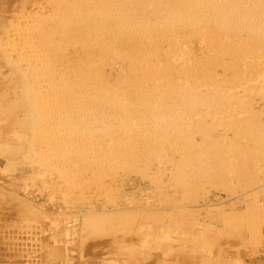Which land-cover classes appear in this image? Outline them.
<instances>
[{"label": "rangeland", "instance_id": "obj_1", "mask_svg": "<svg viewBox=\"0 0 264 264\" xmlns=\"http://www.w3.org/2000/svg\"><path fill=\"white\" fill-rule=\"evenodd\" d=\"M262 1L0 0V264H264Z\"/></svg>", "mask_w": 264, "mask_h": 264}, {"label": "bare ground", "instance_id": "obj_2", "mask_svg": "<svg viewBox=\"0 0 264 264\" xmlns=\"http://www.w3.org/2000/svg\"><path fill=\"white\" fill-rule=\"evenodd\" d=\"M137 1H138V0H137ZM209 1H211V0H209ZM230 1H231V0H230ZM255 1H256V0H255ZM96 2H97V1H96ZM176 2H179V1H176ZM262 2H263V1H262ZM257 3H258V2H257ZM263 3H264V2H263ZM184 4H185V3H184ZM194 4H195V3H194ZM126 5H127V4H126ZM187 5H188V4H187ZM196 5H197V4H196ZM43 6H44V5H43ZM188 6L190 7V5H188ZM212 6H213V5H212ZM204 7H207V6H206V5H203V8H204ZM194 8H195V6H194L193 8L190 7L191 10L194 9ZM208 8H210V6H208ZM213 8H214V7H213ZM242 8H243V7H242ZM245 8H246V7H245ZM73 9H74V8H73ZM97 9H98V8H97ZM121 9H122V8H121ZM180 9L182 10V8H180ZM98 10H99V9H98ZM112 10H113V9H112ZM184 10H185V9H184ZM245 10H246V9H245ZM166 11H168V10H166ZM176 11H177V10H176ZM202 11H203V10H202ZM74 12H75V10H74ZM74 12H72V13H74ZM164 12H165V11H164ZM179 12H181V11H179ZM204 12H205V9H204ZM206 12H207V11H206ZM240 12H241V11H240ZM43 13H44V12H43ZM128 13H129V12H128ZM157 13H158V12H157ZM159 13H160V12H159ZM159 13H158V14H159ZM161 13H163V12L161 11ZM161 13H160V14H161ZM165 13H166V12H165ZM171 13H172V12H171ZM174 13H175V12H174ZM224 13H225V12H224ZM227 13H229V12H227ZM256 13H257V12H256ZM260 13H261V12H260ZM172 14H173V13H172ZM181 14H182V13H181ZM203 14H204V13H203ZM213 14H214V13H213ZM217 14H219V13H217ZM39 15H40V14H39ZM170 15H171V14H170ZM204 15H206V14H204ZM207 15H208V13H207ZM223 15H225V14H223ZM223 15H222L221 17H223ZM226 15H227V14H226ZM228 15H230V14H228ZM231 15H233L232 17L236 16V15H234V14H232V13H231ZM23 16H24V15H23ZM41 16H42V15H41ZM171 16L174 18L173 15H171ZM175 16H177V14H176ZM182 16H183V15H182ZM182 16H181V18H183ZM186 16H187V15H186ZM201 16H202V15H201ZM81 17H82V16H81ZM105 17H106V16H105ZM156 17H157V16H156ZM178 17L180 18V16H178ZM216 17H217V16H216ZM221 17H220V18H221ZM229 17H231V16H229ZM229 17H228V18H229ZM260 17H261V16H260ZM69 18H70V17H69ZM78 18H79V17H78ZM78 18H77V19H78ZM120 18H121V17H120ZM142 18H143V17H142ZM142 18H141V19H142ZM163 18L165 19V17H163ZM166 18H167V17H166ZM175 18H177V17H175ZM239 18H240V17H239ZM239 18H238V19H239ZM70 19H71V18H70ZM183 19H184V18H183ZM195 19H199V18H195ZM195 19H194V21H195ZM206 19H208V18H206ZM218 19H219V18H218ZM229 19H230V18H229ZM238 19H237V20H238ZM242 19H243V18H242ZM251 19H252V18H251ZM64 20H65V19H64ZM67 20H68V19H67ZM74 20H76V19H74ZM121 20H122V19H121ZM130 20H131V19H130ZM149 20H150V19H149ZM166 20H169V18L166 19ZM173 20H174V19H173ZM180 20H181V19H180ZM180 20H179V21H180ZM184 20H185V19H184ZM186 20H187V19H186ZM199 20H200V19H199ZM199 20H198V22H199ZM233 20H235V19H233ZM69 21H70V20H69ZM76 21H77V20H76ZM157 21H158V20H157ZM176 21H177V20H176ZM179 21H178V23H179ZM215 21H216V20H215ZM221 21H222V19H221ZM61 22H62V21H61ZM78 22H79V21H78ZM155 22H156V21H155ZM164 22H165V20H164ZM168 22H171V19H170V21H168ZM189 22H190V21H189ZM261 22H262V20H261ZM28 23H29V22H28ZM34 23H35V22H34ZM62 23H63V22H62ZM152 23H153V22H152ZM182 23H183V22H182ZM187 23H188V21H187ZM217 23H219V21H218ZM220 23H221V22H220ZM239 23H240V22H239ZM64 24H66V23H64ZM64 24H63V25H64ZM106 24H107V23H106ZM139 24H140V23H139ZM144 24H145V23H144ZM160 24H161V23H160ZM165 24H167V23H165ZM171 24H173V23H171ZM179 24H180V23H179ZM184 24H185V23H184ZM232 24H234V21H233ZM240 24H241L240 26H241V28H242V27H243V26H242V23H240ZM247 24H250V23H247ZM140 25H141V24H140ZM142 25H143V23H142ZM168 25H169V24H168ZM173 25H174V24H173ZM193 25H194V24H193ZM218 25H219V24H218ZM229 25H231V23H230ZM237 25H238V22H237ZM130 26H131V25H130ZM130 26H129V27H130ZM134 26H135V25H134ZM152 26H153V25H152ZM174 26H175V25H174ZM188 26H190V25H188ZM233 26H234V25H233ZM247 26L249 27V25H247ZM252 26H253V25H252ZM155 27L158 28L159 26H155ZM155 27H154V28H155ZM225 27H227V26H225ZM228 27H230V26H228ZM245 27H246V25H245ZM250 27H251V26H250ZM130 28H131V27H130ZM142 28H143V27H142ZM148 28H149V27H148ZM159 28H160V27H159ZM174 28H175V27H174ZM230 28H231V27H230ZM237 28H238V27H237ZM241 28H240V29H241ZM227 29H228V28H227ZM240 29H239V30H240ZM243 29H244V27H243ZM247 29H248V28H247ZM254 29H255V28H253V30H254ZM260 29H261V28H260ZM167 30H168V29H167ZM172 30H173V29H172ZM222 30H223V28H222ZM225 30H226V29H225ZM231 30H233V29H231ZM241 30H242V29H241ZM241 30H240V31H241ZM263 30H264V29H263ZM119 31H120V30H119ZM144 31H145V30H144ZM153 31H154V30H153ZM194 31H195V30H194ZM227 31H228V30H227ZM247 31H249V30H247ZM7 32H8V31H7ZM123 32H124V31H123ZM132 32H133V31H132ZM135 32H136V31H135ZM145 32H146V31H145ZM157 32H158V31H157ZM172 32H173V31H172ZM187 32H188V31H187ZM217 32H218V31H217ZM229 32H230V31H229ZM235 32H236V30H235ZM249 32H250V31H249ZM252 32H253V31H252V29H251V33H252ZM158 33H159V32H158ZM251 33H249V34H251ZM255 33H256V30H255ZM145 34H146V33H145ZM175 34H176V33H175ZM249 34H248V35H249ZM18 35H19V34H18ZM153 35H154V33H153ZM159 35H160V34H159ZM183 35H184V34H183ZM176 36H177V35H176ZM40 37H41V36H40ZM98 37H99V36H98ZM125 37H126V36H125ZM169 37H170V36H169ZM181 37H183V36L181 35ZM191 37H192V36H191ZM178 38H179V37H178ZM178 38H177V39H178ZM218 38H219V37H218ZM27 39H28V38H27ZM102 39H103V38H102ZM177 39H176V40H177ZM179 39H180V38H179ZM205 39H206V37H205ZM224 39H226V38H224ZM107 40H108V39H107ZM167 40H168V39H167ZM194 40H195V39H194ZM13 41H14V40H13ZM23 41H24V40H23ZM26 41H27V40H26ZM139 41H140V40H139ZM185 41H186V39H185ZM187 41H189V39H188ZM195 41H196V40H195ZM223 41H224V40H223ZM231 41H232V40H231ZM105 42H106V41H105ZM219 42H220V41H219ZM53 43H54V42H53ZM106 43H107V42H106ZM168 43H169V42H168ZM180 43H181V42H180ZM183 43H184V42H183ZM239 43H240V42H239ZM170 44H171V43H170ZM181 44H182V43H181ZM18 45H19V44H18ZM18 45H17V46H18ZM131 45H132V44H131ZM131 45H129V46H131ZM135 45H136V44H135ZM22 46H23V45H22ZM133 46H134V45H133ZM136 46H137V45H136ZM136 46H134V47H136ZM141 46H142V45H141ZM182 46H184V44H182L181 47H182ZM212 46H213V45H212ZM216 46H217V45H216ZM137 47H138V46H137ZM143 47H144V46H143ZM196 47H197V46H196ZM36 48H37V47H36ZM44 48H45V47H44ZM127 48H128V47H127ZM140 48H141V47H140ZM148 48H149V46H148ZM197 48H198V47H197ZM14 49H15V47H14ZM99 49L102 50L101 48H99ZM135 49H136V48H135ZM203 49H204V48H203ZM5 50H6V49H5ZM29 50H30V49H29ZM111 50H112V49H111ZM127 50H128V49H127ZM138 50H139V49H138ZM140 50H141V49H140ZM140 50H139V51H140ZM142 50H143V49H142ZM145 50H147V49H145ZM145 50H144V51H145ZM148 50H149V49H148ZM210 50H211V49H210ZM129 51H130V50H129ZM193 51H194V50H193ZM206 51H207V50H206ZM236 51H237V50H236ZM134 52H135V51H134ZM141 52H143V51H141ZM147 52H148V51H147ZM165 52H166V51H165ZM170 52H171V51H170ZM176 52H177V51H176ZM180 52H181V51H180ZM180 52H179V53H180ZM39 53H40V52H39ZM63 53H64V52H63ZM121 53H122V52H121ZM144 53H145V52H144ZM177 53H178V52H177ZM177 53L174 54L175 57H177V56H176ZM179 53H178V54H179ZM208 53H209V52H208ZM233 53H234V52H233ZM26 54H27V52H26ZM101 54H102V53H101ZM134 54H135V53H134ZM171 54H172V53H171ZM185 54H186V53H185ZM136 55H137V57H139L138 54H136ZM179 55H180V54H179ZM183 55H184V54H183ZM243 55H244V54H243ZM116 56H117V55H116ZM128 56H129V55H128ZM141 56H142V55H141ZM141 56H140V57H141ZM146 56H148V55L146 54ZM166 56H168V55H166ZM208 56H210V55H208ZM249 56H250V55H249ZM168 57H169V56H168ZM168 57H167V58H168ZM234 57H235V56H234ZM29 58H30V57H29ZM123 58H124V57H123ZM130 58H131V57H130ZM141 58H142V57H141ZM178 58H179V57H177V61H179V60L181 59V58H180V59L178 60ZM248 58H249V57H248ZM39 59H40V58H39ZM115 59H116V58H115ZM132 59H133V58H132ZM170 59H171V58H170ZM236 59H237V58H236ZM103 60H104V59H103ZM130 60H131V59H130ZM130 60H129V61H130ZM133 60H134V59H133ZM182 60H183V59H182ZM72 61H73V60H72ZM81 61H82V60H81ZM242 61H244V59L241 60V62H242ZM79 62H80V61H79ZM185 62H186V60H185ZM257 62H258V61H257ZM144 63H145V62H144ZM178 63H180V61H179ZM182 63H183V61H182ZM182 63H180V64H182ZM243 63H244V62H243ZM86 64H87V63H86ZM86 64H85V66H86ZM237 64H238V63H237ZM237 64H236V65H237ZM106 65H107V64H106ZM229 65H230V64H229ZM82 66H83V64H82ZM109 66H111V65H109ZM40 67H41V66H40ZM54 67H55V66H54ZM72 67H73V66H72ZM111 68H112V67H111ZM126 68H127V67H126ZM101 69H102V68H101ZM138 69H139V68H138ZM171 70H172V69H171ZM42 71H43V70H42ZM122 71H123V70H122ZM102 72H103V71H102ZM77 73H78V72H77ZM121 73H122V72H121ZM193 74H194V73H193ZM208 74H209V73H208ZM257 74H258V73H257ZM257 74H256V76H257ZM259 74H262V73H259ZM73 75H74V74H73ZM73 75H72V76H73ZM145 75H146V74H145ZM188 75H189V74H188ZM210 75H211V74H210ZM210 75H209V76H210ZM263 75H264V74H263ZM263 75H260L259 77H260V78H264ZM28 76H29V75H28ZM46 76H47V75H46ZM152 76H153V75H152ZM171 76H172V75H171ZM41 77H42V76H41ZM107 77H108V76H107ZM145 77H146V76H145ZM149 77H150V76H149ZM210 77H211V76H210ZM259 77H257L256 79H259ZM78 78H79V77H78ZM86 78H87V77H86ZM134 79H135V78H134ZM150 79H151V78H150ZM210 79H211V78H210ZM81 80H82V79H81ZM107 80H108V79H107ZM144 80H145V79H144ZM156 80H157V79H156ZM249 80H251V79H249ZM253 80H254V79H253ZM253 80H252V81H253ZM259 80H260V79H259ZM259 80H258V82H260ZM163 81H164V80H163ZM169 81H170V80H169ZM177 81H178V80H177ZM195 81H196V80H195ZM214 81H215V80H214ZM244 81H245V80H244ZM256 81H257V80H256ZM69 82H70V81H69ZM83 82H84V81H83ZM123 82H124V81H123ZM164 82H165V81H164ZM182 82H183V81H182ZM187 82H188V80H187ZM203 82H204V81H203ZM246 82H248V80H247ZM262 82H264V81L262 80ZM138 83H139V82H138ZM144 83H145V82H144ZM150 83H151V82H150ZM194 83H195V82H194ZM198 83H199V82H198ZM198 83H197V84H198ZM207 83H208V82H207ZM209 83H210V82H209ZM195 84H196V83H195ZM245 84H247V83H245ZM250 84L252 85V83H250ZM260 84H261V83H260ZM144 85H145V84H144ZM178 85H179V84H178ZM209 85H210V84H209ZM211 85H212V84H211ZM257 85H258V86H261V85H259V83H258ZM122 86H123V85H122ZM191 86L193 87L194 85L191 84ZM255 86H256V85H255ZM255 86H254V87H255ZM70 87H71V86H70ZM101 87H102V86H101ZM157 87H158V86H157ZM192 87H191V88H192ZM200 87H201V85H200ZM200 87H199V88H200ZM254 87H253V88H254ZM160 88H161V87H160ZM189 88H190V87H189ZM191 88H190V90H191ZM194 88H195V87H194ZM202 88H203V86H202ZM202 88H200V89H201V92L203 91ZM205 88H206V86H205ZM259 88H260V87H259ZM143 89H144V88H143ZM156 89H157V88H156ZM196 89H197V88H196ZM200 89H199V90H200ZM211 89H212V88H211ZM225 89H226V88H225ZM256 89H257V88H256ZM256 89H255V90H256ZM262 89H263V88H262ZM34 90H35V89H34ZM85 90H86V89H85ZM105 90H106V89H105ZM158 90H161V89L158 88ZM215 90H216V89H215ZM215 90H214V91H215ZM78 91H79V90H78ZM83 91H84V90H83ZM167 91H168V90H167ZM249 91H250V89H249ZM139 92H140V91H139ZM184 92H185V91H184ZM195 92H196V91H195ZM201 92H200V93H201ZM219 92H220V91H219ZM219 92H218V93H219ZM256 92H259V91H256ZM256 92H255V93H256ZM62 93H63V92H62ZM110 93H111V92H110ZM120 93H121V92H120ZM202 93H203V92H202ZM259 93H260V92H259ZM66 94H67V93H66ZM132 94H133V93H132ZM172 94H173V93H172ZM190 94H191V92H190ZM250 94H252L251 91H250ZM46 95H47V94H46ZM48 95H49V94H48ZM54 95H55V94H54ZM115 95H116V94H115ZM196 95H197V93H196ZM211 95H212V94H211ZM221 95H222V94H221ZM80 96H81V95H80ZM164 97H165V96H164ZM223 97H225V96L223 95ZM58 98H59V97H58ZM76 98H77V97H76ZM86 98H87V97H86ZM93 98H94V97H93ZM96 98H97V97H96ZM146 98H147V97H146ZM158 98H159V97H158ZM184 98H185V97H184ZM171 99H172V98H171ZM223 99H224V98H223ZM88 100H89V99H88ZM47 102H48V101H47ZM89 102H90V100H89ZM216 102H217V101H216ZM76 104H77V103H76ZM114 104H115V103H114ZM88 105H89V104H88ZM61 106H62V105H61ZM80 106H81V105H80ZM99 106H100V105H99ZM153 106H155V105H153ZM177 106H179V105H177ZM52 107H53V106H52ZM100 107H101V106H100ZM151 107H152V106H151ZM93 108H94V107H93ZM139 108H140V107H139ZM35 109H36V108H35ZM52 109H53V108H52ZM152 109H153V108H152ZM171 109H172V108H171ZM191 109H192V108H191ZM216 109H217V108H216ZM39 110H40V109H39ZM72 110H73V109H72ZM95 110H96V109H95ZM95 110H94V112H95ZM128 110H129V109H128ZM173 110H174V109H173ZM187 110H188V109H187ZM187 110H186V111H187ZM80 111H81V110H80ZM129 111H131V110H129ZM158 111H159V110H158ZM180 111H181V110H180ZM207 111H208V110H207ZM78 112H79V110H78ZM146 112H148V111H146ZM178 113L181 114L180 112H178ZM68 114H69V113H68ZM72 114H73V113H72ZM150 114H153V113H150ZM157 114H159V113H157ZM157 114H156V115H157ZM163 114H164V113H163ZM40 115H41V114H40ZM66 115H67V114H66ZM148 115H149V114H148ZM192 115H193V114H192ZM88 116H89V115H88ZM90 116H91V115H90ZM175 116H177V114H176ZM182 116H183V115H182ZM188 116H189V115H188ZM184 117H185V116H184ZM127 118H128V117H127ZM80 121H81V120H80ZM175 121H176V120H175ZM81 122H82V121H81ZM95 122H96V121H95ZM42 123H43V122H42ZM35 124H36V123H35ZM51 124H52V123H51ZM78 124H80V123H78ZM94 124H95V123H94ZM155 124H156V123H155ZM225 124H226V123H225ZM53 125H54V124H53ZM82 125H84V124H82ZM79 126H80V125H79ZM156 126H157V125H156ZM43 127H44V126H43ZM70 128H71V126H70ZM162 128H163V127H162ZM66 129H67V127H66ZM169 129H170V128H169ZM180 129H181V128H180ZM86 130H87V128H86ZM167 131H168V130H167ZM113 132H114V131H113ZM79 135H80V134H79ZM46 136H47V135H46ZM60 137H61V136H60ZM78 137H79V136H78ZM46 138H47V137H46ZM168 139H169V138H168ZM69 142H70V141H69ZM131 142H132V141H131ZM106 145H107V144H106ZM133 145H134V144H133ZM106 147H107V146H106ZM66 148H68V147H66ZM155 149H156V148H155ZM262 149H263V148H262ZM31 151H32V150H31ZM130 152H131V151H130ZM28 154H29V153H28ZM80 154H82V153H80ZM75 155H76V154H75ZM35 156H36V155H35ZM106 157H107V156H106ZM136 157H137V156H136ZM122 159H123V158H122ZM186 159H188V158H186ZM255 159H256V158H255ZM33 160H34V159H33ZM36 160H37V159H36ZM64 160H66V159H64ZM71 160H72V159H71ZM182 160H184V159H182ZM95 162H96V161H95ZM201 165H202V164H201ZM71 167H72V166H71ZM98 168H99V167H98ZM71 172H72V171H71ZM65 173H66V172H65ZM71 174H72V173H71ZM172 179H173V178H172ZM85 182H86V181H85Z\"/></svg>", "mask_w": 264, "mask_h": 264}]
</instances>
